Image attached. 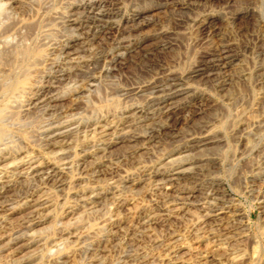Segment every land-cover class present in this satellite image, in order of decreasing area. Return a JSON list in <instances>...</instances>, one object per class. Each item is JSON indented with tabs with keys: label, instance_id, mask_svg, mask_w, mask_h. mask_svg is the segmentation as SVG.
Returning a JSON list of instances; mask_svg holds the SVG:
<instances>
[{
	"label": "rangeland",
	"instance_id": "rangeland-1",
	"mask_svg": "<svg viewBox=\"0 0 264 264\" xmlns=\"http://www.w3.org/2000/svg\"><path fill=\"white\" fill-rule=\"evenodd\" d=\"M57 1L52 5L53 10L48 9L50 22L44 21L39 30L43 42L41 55L47 54L48 62L56 60L51 48L69 35L60 13L64 3ZM123 2L120 0L119 5L123 6ZM33 6L37 8L38 3ZM114 7L113 0H104L103 9ZM127 8L128 13H134L131 25L140 26L130 33V44L123 57L108 71L101 70L106 68L101 61L95 62L96 73L102 71L95 90L82 96H65L60 99L61 104L76 105L73 112H79L82 119L131 103L148 104L154 95L150 91L125 98L119 92L161 81L167 72L181 75L176 88L188 91L177 95L168 104V110L155 108L157 116L150 124L135 127L133 131L141 136L139 140H115L102 153L87 154L84 161L87 167L98 164L102 168L96 175L89 169L81 171L75 167L80 137L72 136L66 157L71 168L64 176L65 185L60 190L44 189V194L54 203L47 217L30 238L13 239L4 251L0 250V264H169L164 261L162 243L173 232L182 236L178 251L181 261L175 264H203L202 255L207 251L211 257L206 264H264V0H129ZM206 16L215 18L208 28L201 25ZM114 19L117 21L118 17ZM94 23L85 34L87 37L103 25L102 21ZM116 36L115 42L105 45V36L97 32L93 43L87 46L91 52L96 51L98 58L101 49L111 48L120 40L119 34ZM100 45L103 47L99 48ZM205 53L213 54L211 71L205 69ZM87 57V52L80 53V59ZM193 64L201 73L188 79L185 74ZM65 91L62 84H56L52 90L54 95ZM12 95L7 93V103L15 99ZM196 95L202 99H193ZM10 117L12 124L8 119L3 140L11 136L17 140L16 145L42 155L41 128L45 116L40 110L30 108L26 113L18 116L13 113ZM200 128L208 131L214 140L192 152L191 157L197 162L193 163L190 174L179 179L177 186L198 189L195 203L228 204L237 214L235 224L220 237L216 247L205 239L196 241L190 229L198 215L195 208L164 220L168 212L165 209L172 205L170 199L155 192L153 181L143 180L135 186L122 183L124 177H140L141 170H168L171 165L157 167L156 162L164 163L174 149L188 145L190 137ZM143 136L146 139L153 136V140L146 141ZM45 150L49 152L47 155H52L56 147ZM210 182L220 184L216 198L206 196ZM82 185H110L116 189L91 203L72 196ZM58 196H66L65 203L58 201ZM121 202L123 205L118 207ZM13 205L9 213L0 212V222L6 221L10 228L18 225L25 212ZM68 206L72 211L64 215ZM138 211L153 214L154 222L149 227L138 226L135 218ZM108 222L115 225L109 228ZM60 232L64 241L57 249L54 243L59 240Z\"/></svg>",
	"mask_w": 264,
	"mask_h": 264
},
{
	"label": "bare ground",
	"instance_id": "bare-ground-1",
	"mask_svg": "<svg viewBox=\"0 0 264 264\" xmlns=\"http://www.w3.org/2000/svg\"><path fill=\"white\" fill-rule=\"evenodd\" d=\"M60 1L61 4L62 2L64 3L63 10H60V13H62V24L64 29L69 32V35L62 43L51 48L50 52L54 51L56 53V60L48 62L47 54L41 55L43 42L39 38V30L44 25V21L47 23L49 21L50 16L48 14L50 15V12L48 13V9L52 8V5L58 1L0 0V212L2 214L3 212L9 213L14 208L13 204H17L25 210L15 228L7 226L6 221L0 222L1 251H4L13 239L30 238L35 229L47 217L50 210L49 207L54 203L47 194H44V189L55 187L60 190L65 185L64 176L71 168V164L66 157L69 155L72 136L78 135L80 137V153L77 155L75 152L78 156L77 160L76 156H74L76 160L75 167L81 171L89 169L96 175L102 168L98 164L87 167L84 163L87 154L102 153L115 140H139L141 136L137 135L133 129L150 124L157 116L156 112H154L155 108L162 107L168 110V104L175 100L177 95L188 91L187 89L176 88L181 83V75L168 74L167 72V75L161 81L148 82V84L142 85L135 90L119 92V95L125 98L150 91L154 95L148 104L131 103L121 108H112V110L106 111L103 115L92 116V114L85 119L80 117L79 112H73V109H76V105H62L60 99L65 96H82L95 90L99 73L102 71L98 70L99 73H96L94 63L101 61L105 64L106 68H101V70L108 71L112 69L127 51L130 44L128 39L130 33L140 25H131L134 20V13H128L127 2L129 0H124L123 6L119 5L120 0H113L115 7L112 10L103 9L104 0ZM36 3H38V6L34 8L33 4ZM115 17H118L117 21L114 19ZM214 19L211 16L203 17L201 25L208 28L213 24ZM95 21H102L103 25L100 29L94 31L92 36L87 37L85 34L92 29ZM99 25L101 24L99 23ZM97 32L105 36V45L112 43L117 37L116 34L120 36L118 37L120 40L115 44L113 43L114 45L111 48L101 49L98 58L95 56L96 51L91 52V49L87 46L93 43V36ZM35 46L39 48V51L35 49ZM102 47L103 45L99 46V48ZM82 52H87L89 57L80 59V53ZM212 57V53L203 54L205 69L208 71L213 69L214 64H211ZM193 66L185 74L188 79L195 78L201 73V69ZM56 84H62L66 91L59 95H54L52 90ZM7 93L13 94L12 98H15L11 104L9 103L10 101L7 103ZM193 99L199 101L202 96L196 95ZM30 108H38L40 114L45 116L44 124L41 128L44 140L42 155L34 154L32 151L16 145L17 140L11 138V136L7 140H3L6 136L5 133L9 126V121L10 125L12 124L10 116L13 113L16 116L19 113H26ZM161 112L163 113V111ZM92 137L98 138L95 139L97 143H94L95 140H92ZM143 139H146V137L143 136ZM150 140H153V136H149L146 139V141ZM213 140L208 131L200 128L196 135L190 137L188 145L181 149H174L169 153V158L164 163L162 161L156 162L157 167L168 163L172 166L168 170H166L167 168L165 169L166 171L141 170L143 173H141L140 177H124L122 178V183L124 186H135L143 180L153 181L155 192L170 199L172 205L169 209H165L168 212L165 213L166 218L164 220H168L171 216H176L184 211H189L192 207L195 208L198 211V215L194 223L191 221L190 229L193 230L194 236L197 238L196 241L205 239L207 243L211 241L216 247L220 244L218 243L221 240L220 237L235 224L237 214L232 212L233 210L230 209L228 204L226 206H213L211 204L212 206H210L209 203L204 201L202 204L195 203L194 201L197 199L194 200V198L198 189H184V187L179 189L177 186L179 179L191 172L193 163L197 162V160L192 159V152L205 148L204 145ZM49 147H56V150L51 152L52 155H47L49 152L45 150ZM219 185V183L212 182L209 185L206 196L216 198L215 194ZM102 186H80L79 190L71 194L83 202L94 203L107 194L113 193L114 189H116L110 185L109 187ZM222 194L223 191L221 192ZM66 199V196H61L58 201L65 203ZM211 201L209 200V202ZM117 205L121 207L123 203L121 202ZM68 208L69 210L63 211L64 215L72 211L71 207L68 206ZM135 218L136 224L143 228L149 227L154 222V215L150 214V212L138 211ZM238 223L242 224L241 222ZM114 225L115 222H110L109 228ZM200 229L201 232H199L201 234L198 232ZM62 235L63 233L57 237L59 240L55 241V247L60 243V247L62 246V241H64L61 239ZM180 237L182 238V236H177L173 232L168 234L167 241L164 239L166 242L162 243V249L165 252L164 261H167L166 263L175 264L181 261L178 254L181 246ZM208 257H211L208 255V251L204 252L202 259L205 260L201 263L206 264Z\"/></svg>",
	"mask_w": 264,
	"mask_h": 264
}]
</instances>
